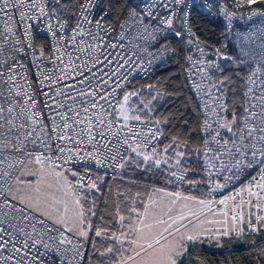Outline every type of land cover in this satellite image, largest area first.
<instances>
[{
	"label": "snow or ice",
	"instance_id": "snow-or-ice-1",
	"mask_svg": "<svg viewBox=\"0 0 264 264\" xmlns=\"http://www.w3.org/2000/svg\"><path fill=\"white\" fill-rule=\"evenodd\" d=\"M226 243L264 264V0H0V264Z\"/></svg>",
	"mask_w": 264,
	"mask_h": 264
},
{
	"label": "trees",
	"instance_id": "trees-1",
	"mask_svg": "<svg viewBox=\"0 0 264 264\" xmlns=\"http://www.w3.org/2000/svg\"><path fill=\"white\" fill-rule=\"evenodd\" d=\"M192 19L200 29L201 39L208 41L212 46L218 44L223 30L218 22L198 13H193ZM176 103L178 104L179 101ZM200 256L210 264H217V262L223 264L224 261H230V264H248V261L244 259V250L239 245L233 248L226 243L224 248H217L213 245L211 249L202 246Z\"/></svg>",
	"mask_w": 264,
	"mask_h": 264
},
{
	"label": "built area",
	"instance_id": "built-area-1",
	"mask_svg": "<svg viewBox=\"0 0 264 264\" xmlns=\"http://www.w3.org/2000/svg\"><path fill=\"white\" fill-rule=\"evenodd\" d=\"M245 11H246V10H245ZM193 13H198V14H200L199 12H193ZM204 16H206V15H204ZM207 17H208L209 19L213 20V21L218 22V23L221 25L219 19H215V20H214V19H212V18L209 17V16H207ZM235 25H236V29H237L238 31H245V30H246L245 22L242 21V20H237V21H235ZM221 27H222V26H221ZM222 29H223V28H222ZM222 32H223V30H222ZM222 41H223V37H222V35H220V38H219L218 44L213 45V46H214V47H215V46H219L220 43H221ZM224 42L227 43V41H224ZM228 51H229L231 54H236V49L233 48L231 44H229Z\"/></svg>",
	"mask_w": 264,
	"mask_h": 264
},
{
	"label": "rangeland",
	"instance_id": "rangeland-1",
	"mask_svg": "<svg viewBox=\"0 0 264 264\" xmlns=\"http://www.w3.org/2000/svg\"><path fill=\"white\" fill-rule=\"evenodd\" d=\"M203 246L206 247L207 249H211L213 247V245H209V244H205Z\"/></svg>",
	"mask_w": 264,
	"mask_h": 264
}]
</instances>
